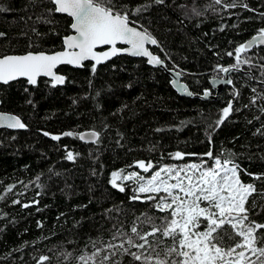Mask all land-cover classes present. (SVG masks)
Wrapping results in <instances>:
<instances>
[{
    "label": "trees",
    "instance_id": "obj_1",
    "mask_svg": "<svg viewBox=\"0 0 264 264\" xmlns=\"http://www.w3.org/2000/svg\"><path fill=\"white\" fill-rule=\"evenodd\" d=\"M113 2L130 8L151 4L139 17L130 13L131 19L158 40L152 51L180 70L199 94L211 90L210 78L224 74L217 65L236 63L235 55L227 53L264 28V0H238L235 8L223 7L232 0ZM54 8L51 0H0V57L62 49L72 18ZM246 57L264 63V47L241 54V60ZM93 65L87 61L80 68L59 67L65 75L62 85L44 77L36 85L25 79L0 85V110L18 115L26 125L22 130L0 129V264H37L40 256L50 257L44 264H82L79 257L92 254L93 241L96 247L118 244L125 238L113 240L118 229L135 239L133 225L141 233L151 230L152 223H141L145 215L159 225L164 213L153 202L131 200L128 182L124 192L109 182L112 172L136 171L135 162L141 160L158 167L202 159L210 164L214 161L203 156L209 150L221 159L231 154L240 180L257 189L249 197V204L255 200L257 205L250 218L264 223V181L254 178L264 174V97L252 103L264 93L258 68H251L249 76V66L242 65L216 98L200 99L180 95L168 74L143 58L118 55L95 66V72ZM229 101L233 110L217 126ZM88 129L101 133L96 142L75 135ZM65 132L74 135L63 136ZM68 151L79 155L70 161ZM175 152L195 155L174 159L170 154ZM231 231L221 232L225 245ZM115 260L138 264L119 254L109 264Z\"/></svg>",
    "mask_w": 264,
    "mask_h": 264
},
{
    "label": "snow or ice",
    "instance_id": "obj_2",
    "mask_svg": "<svg viewBox=\"0 0 264 264\" xmlns=\"http://www.w3.org/2000/svg\"><path fill=\"white\" fill-rule=\"evenodd\" d=\"M51 2L55 5V12L66 13L73 18L70 27L75 35L64 37V45L68 50L52 54L28 52L25 55L0 57V82L7 84L20 77H27L28 83L35 85L36 77L44 75L53 78L54 86L62 85L65 77L53 71L57 64L83 66L82 61L89 59L99 64L102 60H108L122 52L147 57L149 64L164 65L165 61L146 47V45L159 46L158 40L147 29L140 30L133 26L136 22L130 17V13L139 17L151 7V4H140L130 8L127 3L117 4L113 0H51ZM153 3L163 5L165 0H153ZM215 3L221 4L222 0H215ZM237 6L238 0L223 4L224 8ZM239 6L248 9V5L244 3ZM51 11L53 10L49 9V12ZM196 14L199 15V13ZM261 17L264 18V13H261ZM45 22L50 23V21ZM0 36H4V33L0 32ZM118 42L130 47L117 48ZM102 45L110 46V48L102 52L95 51L97 46ZM258 45H264V28L258 29L256 35L246 43H241L234 52H228L227 55L230 57L235 55L236 63L228 67L217 65L218 72L242 71V65H248L247 75H252L251 68H258L261 77H264V63L255 62L251 57L241 60L242 53ZM260 60H264V57ZM95 64L92 67L93 72H95ZM180 75V72L176 73L177 77ZM216 82L214 79L213 83ZM224 82L233 83L231 79ZM172 83L180 91L189 96L193 95L187 90V86L178 80L174 79ZM252 91L256 93L255 88ZM210 94V89H205L203 92L204 97ZM234 96L238 97L239 92H234ZM262 97L264 93L255 97L252 103ZM232 110L233 104L229 101L227 107L222 109V116L216 121V125L222 124ZM261 111H264V107ZM0 126L19 129L26 127L19 117L6 116L3 113H0ZM257 131L260 132L259 129ZM260 134L264 135V132ZM62 135L73 136L74 133L65 132ZM75 135L80 140L87 138L90 141H96L101 133L89 131ZM52 138L59 140L61 136ZM77 155L79 154L74 155L72 151H68L66 159L75 160ZM170 155L174 159H183L185 155L195 154L175 152ZM203 156L213 160L214 166H207V161L203 159L200 164L192 163L182 166L165 164L159 167L151 161L145 163L141 160L135 162L136 167L144 172L155 169L150 177H145L137 171L128 172L126 169L112 172L109 182L114 188L124 192L125 186L117 181L130 182L134 185L131 200L153 202V208L165 213V216L161 223L156 225L152 218L145 215L141 223H152L151 230L141 233L138 227L133 225L131 233L134 234L135 239L118 229L113 240L125 237L120 239L118 244L108 243L103 247H96L93 241L95 250L92 254L79 257L82 264H109L118 254L130 256L132 261L138 264H264V231H262L264 223L250 218V212L257 207L255 200L249 204V197L257 191L255 185L245 184L240 180L239 165L231 159V154L221 159L209 150ZM248 175L253 176L252 173ZM254 178L264 181V174L256 175ZM13 187L15 186H9L8 191H11ZM3 198L0 196V199ZM28 206L24 205V207ZM225 225L232 230L229 239L236 241L227 247L222 246L224 237L221 232ZM149 237L152 239L150 240ZM137 239L139 243L136 242ZM168 239L171 240L170 245L165 244V240ZM132 248L136 251H132ZM97 257L100 259L97 260ZM49 260L48 256H40L37 264H44ZM112 264H121V261L115 260Z\"/></svg>",
    "mask_w": 264,
    "mask_h": 264
},
{
    "label": "water",
    "instance_id": "obj_3",
    "mask_svg": "<svg viewBox=\"0 0 264 264\" xmlns=\"http://www.w3.org/2000/svg\"><path fill=\"white\" fill-rule=\"evenodd\" d=\"M60 14H64V15H67L66 13H60ZM69 16V15H68ZM71 17V16H70ZM72 18V17H71ZM72 23H73V18H72ZM133 26H136V27H138V28H140V30H143V28H141V27H139V26H137V25H133ZM72 30V29H71ZM69 35H75V32H74V30H72L71 31V33L69 34ZM69 35H67V36H69ZM256 35V34H255ZM254 36V35H253ZM252 36V37H253ZM66 37V36H65ZM251 37V38H252ZM251 38H249V39H251ZM248 39V40H249ZM247 40V41H248ZM246 41V42H247ZM245 42V43H246ZM156 45H146V47H148L149 48V50L150 51H152V48L153 47H155ZM258 46H261V47H264V45H258ZM116 47L117 48H124V47H130V45H127V44H124V43H122V42H118L117 43V45H116ZM110 48V46H107V45H102V46H97V48L95 49V51H97V52H102V51H105V50H108ZM66 50H68V49H66V46L64 45V39H63V48L62 49H60V50H57V51H53V52H46V51H38V52H45V53H47V54H52V53H54V52H59V51H66ZM38 52H33V53H38ZM153 52V51H152ZM28 53V52H27ZM27 53H21V54H7V55H4V56H8V55H25V54H27ZM154 54H156V55H158L157 53H155V52H153ZM118 55H128V56H130V57H133V58H143V59H145L146 60V62H147V60H148V58L147 57H139V56H133V55H131L130 53H119V54H117V55H115V56H112V57H110L108 60H102L101 61V63H99V64H104V63H107L108 61H111L113 58H115L116 56H118ZM159 56V55H158ZM1 57H3V56H1ZM161 58V57H160ZM162 59V58H161ZM164 60V59H163ZM87 61H91V62H93V64H95V61H93V60H91V59H89V60H84V61H82V65H84V63H86ZM165 61V60H164ZM99 64H95V66H98ZM147 64L148 65H150V66H154V67H159V68H161L163 71H165L167 74H168V76L170 77V83H171V85L173 86V88L180 94V95H182V96H187V97H198V98H200V99H207V98H216V96L219 94V93H221L228 85H231V84H227V83H225L224 81H226L227 79H231L232 80V78H231V73L232 72H230V73H224L223 74V76H216V77H212V78H210V84H211V94L208 96V97H204L203 96V94H198V93H194V92H192V90L190 89V87L188 86V84L182 79V74L179 76V77H177L176 76V73L177 72H180L179 70H177V69H175V68H171V67H169L168 65H167V63H166V61H165V63H164V65L163 66H161V65H156V64H149L148 62H147ZM64 65H69V66H71V67H73V68H80V67H82V66H78V65H76V64H68V63H63V64H57V66L53 69V71H54V73H56V74H58V75H62V76H64L65 77V75L63 74V73H61V72H59L58 71V68L59 67H61V66H64ZM181 73V72H180ZM40 77H44V78H48V79H50V80H53V78L52 77H47V76H44V75H40V76H38V77H36V80H37V82H38V80H39V78ZM19 79H25V80H27L28 81V79H27V77H20V78H18V79H16V80H19ZM178 80L181 84H184V85H186L187 86V90L189 91V92H192L193 93V95H191V96H189V95H187L185 92H182V91H180L177 87H175L174 85H173V83H172V81L173 80ZM216 80L217 82L214 84L213 83V80ZM16 80H13V81H16ZM13 81H10L9 83H11V82H13ZM9 83H7V84H9ZM1 84H4V83H2V82H0V85ZM37 84V83H36ZM35 84V85H36ZM64 84V83H63ZM5 85V84H4ZM0 104H1V101H0ZM0 113H3V114H5L6 116H8V115H11V116H16V117H19L18 115H16V114H14V113H10V112H5V111H2V110H0ZM19 119H20V121L22 122V123H24V121H23V119L21 118V117H19ZM25 124V123H24ZM0 129H11V130H22V129H24V128H22V129H19V128H8V127H6V126H0ZM89 131H96V130H93V129H88V130H84V131H82V132H80V133H85V132H89ZM83 142H86V143H94V142H96V141H90V140H88L87 138L85 139V140H82ZM154 165H157L155 162H153V161H151ZM145 163H147V162H145ZM138 170L140 171V172H142V173H150L152 170H154V169H150L148 172H144L142 169H140L139 167H138ZM150 231V230H149Z\"/></svg>",
    "mask_w": 264,
    "mask_h": 264
},
{
    "label": "rangeland",
    "instance_id": "obj_4",
    "mask_svg": "<svg viewBox=\"0 0 264 264\" xmlns=\"http://www.w3.org/2000/svg\"><path fill=\"white\" fill-rule=\"evenodd\" d=\"M175 69H177V68H175ZM178 70V69H177ZM180 71V70H179ZM223 76V75H222ZM207 161V160H206ZM192 163H196V164H200L201 163V161H199V162H189L188 161V163L187 164H192ZM172 165H185V164H172ZM207 166H214V162L213 163H210V164H208L207 163ZM155 170V169H154ZM154 170H152L150 173H142V172H140L139 170H136L137 172H140L141 173V175H143V176H145V177H150L151 176V174H152V172L154 171ZM133 171V170H132ZM129 172H131V171H129ZM128 181H123V182H121V181H117V183H122V184H124V183H127ZM128 183H130V182H128ZM131 184V183H130ZM131 187L133 188L134 187V185L133 184H131ZM143 195V194H142ZM161 195H164L163 193H161ZM201 206H204V205H201ZM165 216V213L163 214V217ZM202 228H203V225H202ZM202 230V229H201ZM224 230H231L227 225H225V228H224ZM237 239H239V238H237ZM236 241L235 240H232V239H230V243L229 244H226L225 245V241H224V243H223V245L222 246H225V247H227V246H230V245H232V244H234Z\"/></svg>",
    "mask_w": 264,
    "mask_h": 264
},
{
    "label": "bare ground",
    "instance_id": "obj_5",
    "mask_svg": "<svg viewBox=\"0 0 264 264\" xmlns=\"http://www.w3.org/2000/svg\"><path fill=\"white\" fill-rule=\"evenodd\" d=\"M199 94V93H198Z\"/></svg>",
    "mask_w": 264,
    "mask_h": 264
}]
</instances>
